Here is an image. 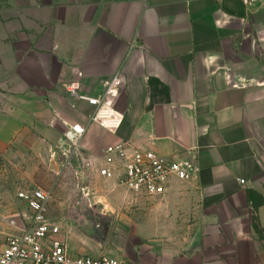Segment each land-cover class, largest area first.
Instances as JSON below:
<instances>
[{
    "label": "crops",
    "instance_id": "crops-1",
    "mask_svg": "<svg viewBox=\"0 0 264 264\" xmlns=\"http://www.w3.org/2000/svg\"><path fill=\"white\" fill-rule=\"evenodd\" d=\"M17 15L30 26H16ZM3 22L8 31H1ZM13 32L38 41L0 51L1 69L26 91L37 88L41 106L32 126L11 111L0 120V154L10 164H25L31 151L37 166L53 152L64 163L56 154L64 122L86 127L72 159L79 166L125 141L194 168L189 181L171 183L158 198L126 192L86 170L85 177L75 174L71 200L48 217L60 228L55 238L75 254L129 264H264V4L0 0V37ZM73 70L82 73L86 95L100 94L101 83L119 73L117 96L108 100L123 118L115 135L88 124L89 108L67 98ZM79 178L89 198L76 205ZM100 182L108 188H98ZM19 202L9 217L23 230L29 211ZM92 203L107 218L104 237L95 240L83 232L92 227L84 213Z\"/></svg>",
    "mask_w": 264,
    "mask_h": 264
},
{
    "label": "built area",
    "instance_id": "built-area-1",
    "mask_svg": "<svg viewBox=\"0 0 264 264\" xmlns=\"http://www.w3.org/2000/svg\"><path fill=\"white\" fill-rule=\"evenodd\" d=\"M239 1L246 9L264 4V0ZM72 75L73 79L65 86L67 98L73 103L82 102L89 108L86 115L88 124L115 135L123 118L108 100L117 96L121 83L119 73L103 81L102 90L97 95L81 92L80 71L73 70ZM62 125L65 128L61 134L64 142L57 151L64 160L76 158L86 127L78 123L68 125L62 122ZM52 154L54 156L55 152ZM80 167L99 179L111 182L116 188L148 198L163 196L171 183L187 182L194 172L193 166L186 161H168L151 150L133 148L125 141L107 145L98 157L82 161ZM16 198L29 211L27 224L23 230L7 235L0 250V264H129L117 258L75 254L66 243L55 238L60 228L47 216L49 193L35 188L18 192Z\"/></svg>",
    "mask_w": 264,
    "mask_h": 264
},
{
    "label": "rangeland",
    "instance_id": "rangeland-1",
    "mask_svg": "<svg viewBox=\"0 0 264 264\" xmlns=\"http://www.w3.org/2000/svg\"><path fill=\"white\" fill-rule=\"evenodd\" d=\"M17 18H19L17 19L19 22L14 24L19 28L20 26H30L29 23L21 21V15H17ZM8 26L3 22L1 31H8ZM13 33V37H0V51H4L6 47L9 48L12 43H14V49L19 50L26 39L31 42V45L37 44L38 39L35 36L29 38L18 37L17 32ZM16 57L19 59L21 57L20 53ZM33 90L35 92L32 90L26 91V87L11 82L10 72L1 69L0 65V120H5L7 112L11 111L17 115L24 114V120L27 119L31 126L38 122L36 115L40 110L41 101L38 89ZM26 98L28 102H26ZM22 99H24L23 102ZM26 114L29 115V118L25 117ZM48 154L50 156V153ZM3 155L0 154V250L11 230L10 226L5 223L6 217L18 213L22 207L16 198L18 192L30 191L37 187L45 189L49 193L47 216H57L58 205L65 200H71L68 197L75 190V174L78 173L85 177L87 173L81 169L78 163L72 160L74 158L65 160L64 163H58L52 154L45 165L37 166L35 151H31L30 158L24 160L25 164L20 159H15L10 164V161H7V156ZM98 188L107 189L108 186L100 182ZM83 231L89 238L94 240L100 238L99 231L93 227Z\"/></svg>",
    "mask_w": 264,
    "mask_h": 264
},
{
    "label": "water",
    "instance_id": "water-1",
    "mask_svg": "<svg viewBox=\"0 0 264 264\" xmlns=\"http://www.w3.org/2000/svg\"><path fill=\"white\" fill-rule=\"evenodd\" d=\"M59 158L61 159L62 156L61 154L57 151L56 153ZM84 179L79 178L78 179V190H79V197H76L75 199H73V202L78 205L80 200L83 199H88L89 198V194H87V190L84 186ZM84 213L88 216L89 220L92 221V227L95 228V230L99 231V236L101 239L102 237H104L105 235V229L107 226V218L105 216H103V214L101 213V207L100 205L98 206L97 203L95 204H88L84 207ZM5 223H7V225H11L15 228H17L18 230H21V226H20V222L17 218L15 217H9L6 218ZM99 223V224H98ZM92 227L88 228V229H92ZM86 230V229H83ZM84 232V231H83Z\"/></svg>",
    "mask_w": 264,
    "mask_h": 264
}]
</instances>
